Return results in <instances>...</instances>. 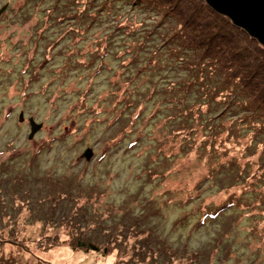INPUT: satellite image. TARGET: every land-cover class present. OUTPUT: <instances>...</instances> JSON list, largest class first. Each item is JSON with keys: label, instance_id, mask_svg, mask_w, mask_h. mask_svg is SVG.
<instances>
[{"label": "rangeland", "instance_id": "374dc122", "mask_svg": "<svg viewBox=\"0 0 264 264\" xmlns=\"http://www.w3.org/2000/svg\"><path fill=\"white\" fill-rule=\"evenodd\" d=\"M77 5L0 0V264H100L76 240L105 264H264V119L231 71L157 0Z\"/></svg>", "mask_w": 264, "mask_h": 264}, {"label": "trees", "instance_id": "16d2710c", "mask_svg": "<svg viewBox=\"0 0 264 264\" xmlns=\"http://www.w3.org/2000/svg\"><path fill=\"white\" fill-rule=\"evenodd\" d=\"M155 1L153 0V2ZM157 1L160 4H165L162 6L163 9H168L173 13L176 12V18L180 19L190 31L196 42L193 44L198 49L196 53L200 54L198 59L202 60L203 66L208 65L210 67L214 65V68H218L223 75L226 74V70L231 71L230 73L233 77H228L231 80L228 86L221 84L220 88L226 90L229 93L228 95L232 93L236 96H241L243 98V108L252 111V114L258 119H264V99H262L264 97V47L242 29L235 26L229 18L213 10L204 0ZM77 3H80L82 7L79 8V5H77V10L73 14L74 17L83 9L82 0H77ZM166 13L167 11H163V16H167ZM175 35L177 38L184 37L192 42V36L189 34L176 31ZM72 53H74V50L70 49L68 55ZM77 54L80 57L81 48L77 50ZM203 54H207L209 59ZM190 61H195L192 62L193 66L200 63L196 59ZM213 61L218 63L216 65L212 64ZM247 99H250L251 102H245ZM249 105L251 106L249 107ZM53 196L51 195V197ZM18 220L16 218L15 221L17 222ZM75 243V246L70 245L71 249L64 245L60 246V250L65 247L66 255L73 257V259L79 258L80 260L78 261L80 262L86 258L83 253L86 254L88 253L87 251H92L100 257L96 263L105 264L107 261L110 262L115 259V257L110 255L112 251L107 255L103 254L106 248L100 249L98 245L83 240H76ZM53 250L55 249H41L40 252L43 256L36 254V258L33 255L35 258L32 257V261H46V259L50 258L49 256L47 257L46 253L49 251L52 253ZM78 250H80V254L75 257L74 254ZM109 256L111 259H107Z\"/></svg>", "mask_w": 264, "mask_h": 264}, {"label": "water", "instance_id": "95a60500", "mask_svg": "<svg viewBox=\"0 0 264 264\" xmlns=\"http://www.w3.org/2000/svg\"><path fill=\"white\" fill-rule=\"evenodd\" d=\"M213 10L226 16L230 21L254 38L264 47V0H204ZM3 8V7H2ZM0 8V10L2 9ZM22 119L21 116L19 118ZM30 134L41 124H37L29 118ZM92 154L90 147H87L82 156L86 159Z\"/></svg>", "mask_w": 264, "mask_h": 264}, {"label": "bare ground", "instance_id": "6f19581e", "mask_svg": "<svg viewBox=\"0 0 264 264\" xmlns=\"http://www.w3.org/2000/svg\"><path fill=\"white\" fill-rule=\"evenodd\" d=\"M107 259H111V257L109 256V257H107Z\"/></svg>", "mask_w": 264, "mask_h": 264}]
</instances>
